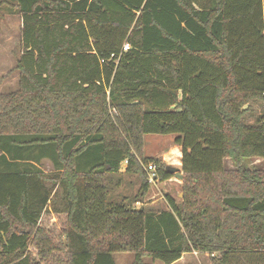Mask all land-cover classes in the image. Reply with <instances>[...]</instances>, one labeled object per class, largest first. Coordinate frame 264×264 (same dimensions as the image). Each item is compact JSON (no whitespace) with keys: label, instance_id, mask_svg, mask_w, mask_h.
<instances>
[{"label":"trees","instance_id":"obj_1","mask_svg":"<svg viewBox=\"0 0 264 264\" xmlns=\"http://www.w3.org/2000/svg\"><path fill=\"white\" fill-rule=\"evenodd\" d=\"M4 7L20 52L18 89L0 94V264H115L116 252L264 264V169L242 166L264 158V0H0V18ZM147 134L180 148L183 196L166 210L133 206L145 164L172 176L143 155ZM44 159L53 171L33 164ZM123 177L136 191L112 199Z\"/></svg>","mask_w":264,"mask_h":264},{"label":"rangeland","instance_id":"obj_2","mask_svg":"<svg viewBox=\"0 0 264 264\" xmlns=\"http://www.w3.org/2000/svg\"><path fill=\"white\" fill-rule=\"evenodd\" d=\"M10 2L14 0H9ZM4 16L0 18V94H7L18 89V71L15 70L17 59L20 52L19 36H20V23L19 17L16 14L8 13L6 7L3 8ZM175 135H157L147 134L143 136V155L146 157L157 158L168 168H179L181 166L179 156V146L174 144ZM33 164L39 167L44 172L53 171L52 163L47 160H41L39 163L33 162ZM154 165L153 163L145 164L144 171H147L148 165ZM126 162L121 163L120 171L124 172ZM224 166L227 169H234L235 165L231 160H224ZM242 166L247 169H264V158H251L243 160ZM179 173L182 175L181 169ZM147 174V172H146ZM166 180L156 181L155 184L149 185L145 197L140 203L133 204L135 208L140 206L150 209L152 211H161L168 209L166 196H171L176 201L180 200L183 196L181 190V181L174 174ZM183 176V175H182ZM118 187L110 191V197L116 199L117 195H127L136 191L138 182L134 177H123ZM62 223V217L46 214L42 217V224L47 227L59 231ZM32 250V248L30 249ZM35 253V251L33 252ZM245 256H240L239 259L243 261L241 264L255 263L254 259L245 260ZM115 264H130L133 259L132 253L116 252L113 254ZM144 261L151 263L152 261L146 258ZM154 264H162L161 262L154 261ZM49 264H52L50 262ZM175 264H210L209 257L205 254L186 255Z\"/></svg>","mask_w":264,"mask_h":264},{"label":"built area","instance_id":"obj_3","mask_svg":"<svg viewBox=\"0 0 264 264\" xmlns=\"http://www.w3.org/2000/svg\"><path fill=\"white\" fill-rule=\"evenodd\" d=\"M128 48V45L125 44L123 47V50H126ZM147 173H148V183L149 184H155L156 183V178L154 175V166L153 165H148L147 166Z\"/></svg>","mask_w":264,"mask_h":264},{"label":"water","instance_id":"obj_4","mask_svg":"<svg viewBox=\"0 0 264 264\" xmlns=\"http://www.w3.org/2000/svg\"><path fill=\"white\" fill-rule=\"evenodd\" d=\"M179 170V168L174 167L168 168L170 174H174L179 180H182V175L179 173Z\"/></svg>","mask_w":264,"mask_h":264},{"label":"crops","instance_id":"obj_5","mask_svg":"<svg viewBox=\"0 0 264 264\" xmlns=\"http://www.w3.org/2000/svg\"><path fill=\"white\" fill-rule=\"evenodd\" d=\"M177 146V145H176ZM178 147V146H177ZM178 149H180V148H178ZM181 155V153H180V150H179V156ZM197 253L196 252H191V253H186V254H183L182 256H181V258L178 260V261H180L181 259H183V257H185L186 255H196ZM178 261H176V262H174V263H172V264H175V263H177Z\"/></svg>","mask_w":264,"mask_h":264}]
</instances>
